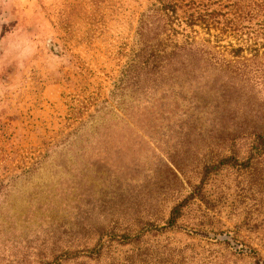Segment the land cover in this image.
<instances>
[{
	"label": "rangeland",
	"instance_id": "obj_1",
	"mask_svg": "<svg viewBox=\"0 0 264 264\" xmlns=\"http://www.w3.org/2000/svg\"><path fill=\"white\" fill-rule=\"evenodd\" d=\"M152 2L0 0V264H264V36L158 103L120 84Z\"/></svg>",
	"mask_w": 264,
	"mask_h": 264
},
{
	"label": "trees",
	"instance_id": "obj_2",
	"mask_svg": "<svg viewBox=\"0 0 264 264\" xmlns=\"http://www.w3.org/2000/svg\"><path fill=\"white\" fill-rule=\"evenodd\" d=\"M262 36L264 0H153L138 21L134 48L121 74L120 84L130 83L134 93L159 92L158 103L166 102L170 96L168 91L177 88L179 99L193 103L195 108L207 110L212 107L210 103L216 101V96L199 91L184 93L187 90L185 85L205 84L202 77H194L196 69L200 66L205 69L214 63H218L214 69L233 71L235 66L244 68L247 58L241 54L247 51L256 57L255 48L260 44L255 40ZM227 39L221 46L220 42ZM216 48L222 49L230 58L217 57ZM185 74L193 75L187 78L183 76ZM250 148L255 154H260L264 149V136H254ZM167 162L171 168L166 166V170L178 180V166L170 160ZM190 198L189 194L171 208L163 228L172 227L182 208L188 207L185 203ZM100 248L101 244H97L85 252L95 255Z\"/></svg>",
	"mask_w": 264,
	"mask_h": 264
}]
</instances>
